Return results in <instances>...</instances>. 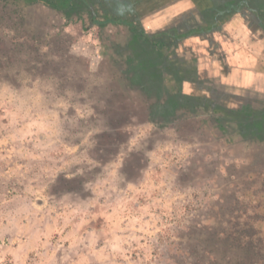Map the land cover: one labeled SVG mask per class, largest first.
I'll return each instance as SVG.
<instances>
[{
    "label": "rangeland",
    "instance_id": "374dc122",
    "mask_svg": "<svg viewBox=\"0 0 264 264\" xmlns=\"http://www.w3.org/2000/svg\"><path fill=\"white\" fill-rule=\"evenodd\" d=\"M121 1L107 17L127 23L101 27L87 12L72 24L0 0V264L264 259L245 232L264 228V128L216 110L264 108V30L242 8L209 39L188 37L197 60L184 77L210 90L181 87L199 106L163 120L153 89L132 82L131 25L185 33L207 21L192 0ZM252 69L246 82L237 73Z\"/></svg>",
    "mask_w": 264,
    "mask_h": 264
},
{
    "label": "trees",
    "instance_id": "16d2710c",
    "mask_svg": "<svg viewBox=\"0 0 264 264\" xmlns=\"http://www.w3.org/2000/svg\"><path fill=\"white\" fill-rule=\"evenodd\" d=\"M7 5L17 7L18 9H24L29 5L41 3L48 7L49 9L60 13V16L67 20L75 19L72 24L83 20V16L87 13H90L91 16V25L106 26L109 23L112 24H125L127 23L124 19H116L107 17L109 12L115 14L114 6H112L111 0H1ZM142 4L144 1H150V3L156 2V0H129L125 3ZM121 2H124L121 1ZM119 2V3H121ZM196 6V11L200 15H203V18L207 21L205 26L198 25L188 29L185 33H180L179 29H172L168 32H158L156 34H146L141 27L133 26L132 24V35L131 45H130V57L134 61V74L132 82L134 84L142 85L147 90H152L154 87L160 89L159 93L161 97L163 96L168 102V107L171 105L172 97L169 93L166 92L163 88H169L174 81H177L180 84H183L184 87L189 85V87H195L197 81V76H194L193 79H189L186 76L184 77L185 72H188L187 62L193 59L197 60L191 52H185L181 48V53H178L179 43L186 44L188 37L193 35H209L216 27H218L219 22H221V17L224 19L228 18L233 12H238L242 8H246L250 13L255 16L257 20V25L264 30V0H236L233 2L229 1H220V0H192ZM100 5V10L105 12L104 19L99 21L97 19V11H95L94 6ZM126 6V7H127ZM160 6V5H159ZM228 9L229 11H226ZM222 13V14H221ZM113 14V15H114ZM220 14V15H219ZM77 16V17H76ZM186 47V46H184ZM180 48V46H179ZM128 57V61L129 58ZM197 62V61H196ZM185 65V67H184ZM182 67V69H181ZM192 71V70H191ZM156 79H155V78ZM192 78V77H191ZM186 88V87H185ZM179 100V97H176V101ZM208 100H214L212 98ZM170 103V104H169ZM209 104H213L212 101H209ZM218 106V105H217ZM222 107H217V112L224 111L226 114H236L239 117L247 118L253 113L257 115L256 126L259 129L264 128V108L258 107L253 108L251 112H243L234 109H228L227 106L221 105ZM216 108V107H215ZM262 108V109H261ZM253 116V115H252ZM264 196V195H263ZM258 205L260 208V213L262 215L259 219L264 218V197H261L258 200ZM256 214V215H257ZM257 220V221H258ZM260 225L264 226V223L259 222ZM245 232L251 237L252 242L256 239L260 242L261 249L264 250V228H260L259 225L246 226ZM261 234V237L259 236ZM255 238V240H254ZM262 254V252H260ZM249 264V263H248ZM250 264H264V259H255Z\"/></svg>",
    "mask_w": 264,
    "mask_h": 264
},
{
    "label": "flooded vegetation",
    "instance_id": "af4514ba",
    "mask_svg": "<svg viewBox=\"0 0 264 264\" xmlns=\"http://www.w3.org/2000/svg\"><path fill=\"white\" fill-rule=\"evenodd\" d=\"M171 1H174V0H171ZM211 33L209 35H207L208 39H209V37H212ZM209 43L211 44V42H209ZM179 46H181L185 52L187 51V48L184 47L185 46L184 43H179ZM181 87H184V85L173 80V83L170 85L169 88H163V89L166 90L167 93H169L170 97H172L173 101H171V104L169 103L171 105L170 107L167 106L168 105V103H167L168 101L166 99H164L163 96L161 97V95L159 93L160 89H162V88L159 89L156 86L154 87L153 92L155 93V96L157 98H159V103L157 105H154V113L159 115V117H162L163 120H169L170 115H168V114H171L172 117H175L179 111H184L185 112L186 109L193 110V108H196V107L199 106V103L197 102V100L195 101L192 98V97L196 98V96H194L195 94L193 96H191L189 98V100H181L180 97H179V100L176 101V97H177L178 93L180 92V90H181L180 88ZM185 87H187V86H185ZM195 87H196V90H199V91L210 90L209 88L205 87L204 84L201 85L200 82L197 83V85ZM143 88L144 87L142 86L141 89L145 90V88L144 89ZM145 92L147 93L146 90H145ZM189 92H191V91H188V93ZM204 99H210V98L209 97H204ZM227 108L228 109L238 110V111H243L245 113L246 112H251L252 113V109L254 108V106L248 101V103H246L245 105H242L240 107H237V108L227 107ZM221 114H223V118L222 119H225L226 117L228 119L232 118V117H230V115H232V114H226L224 111H222ZM252 115L247 117V118H251L250 119L251 121H249L247 118H245V119H247V121H249L251 123V125L254 128H256L257 127L256 126V121H257L258 117L254 113Z\"/></svg>",
    "mask_w": 264,
    "mask_h": 264
},
{
    "label": "crops",
    "instance_id": "0c3cea01",
    "mask_svg": "<svg viewBox=\"0 0 264 264\" xmlns=\"http://www.w3.org/2000/svg\"><path fill=\"white\" fill-rule=\"evenodd\" d=\"M257 71V72H256ZM256 71H254V69H252V70H249V71H245V72H237L238 74H241V75H243V76H241V79L242 80H249V77L252 75V76H254L256 73H258L259 75H260V71H258V70H256ZM254 73V74H253ZM258 80V82H255V83H260L261 81H262V76H261V78H259V79H257ZM256 80V81H257ZM246 82V81H245ZM250 83V82H249ZM251 84V83H250Z\"/></svg>",
    "mask_w": 264,
    "mask_h": 264
}]
</instances>
